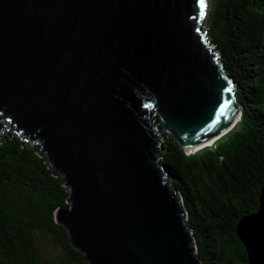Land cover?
Returning <instances> with one entry per match:
<instances>
[{
	"label": "water",
	"instance_id": "water-1",
	"mask_svg": "<svg viewBox=\"0 0 264 264\" xmlns=\"http://www.w3.org/2000/svg\"><path fill=\"white\" fill-rule=\"evenodd\" d=\"M209 0H0V135L22 133L69 190L56 209L90 264H203L162 162L242 114L202 23ZM203 13V14H201ZM237 233L264 264V186Z\"/></svg>",
	"mask_w": 264,
	"mask_h": 264
},
{
	"label": "trees",
	"instance_id": "trees-1",
	"mask_svg": "<svg viewBox=\"0 0 264 264\" xmlns=\"http://www.w3.org/2000/svg\"><path fill=\"white\" fill-rule=\"evenodd\" d=\"M210 1L205 36L235 82L241 119L195 153L168 136L162 162L183 196L201 262L250 264L237 228L258 210L264 186V0ZM21 134L0 135V264H48L50 255L52 264H90L55 219L69 190ZM46 243L61 251L52 255Z\"/></svg>",
	"mask_w": 264,
	"mask_h": 264
},
{
	"label": "rangeland",
	"instance_id": "rangeland-1",
	"mask_svg": "<svg viewBox=\"0 0 264 264\" xmlns=\"http://www.w3.org/2000/svg\"><path fill=\"white\" fill-rule=\"evenodd\" d=\"M211 2V1H210ZM210 8V7H209ZM208 16V15H207ZM207 20V19H206ZM206 20L202 23V29L203 30H205V31H207V25H206ZM207 40L208 41H210L209 39H208V37H207ZM239 121L240 120H238L237 121V123H236V125L239 123ZM235 125V126H236ZM225 135V136H224ZM228 135V133L227 132H225V133H223L222 135H221V137L222 136H224V137H226ZM221 137H219L217 140H221ZM223 139V138H222ZM215 144V143H214ZM213 145V144H212ZM207 146H211V145H206V146H204L203 148H205V147H207ZM203 148H201V149H203ZM201 149H199V150H201ZM199 150H197V151H199ZM197 151H190V153H195V152H197ZM46 248L47 249H50V247H49V245H48V243H46ZM46 251H50L51 252V254L53 255V254H57L58 252H60L61 250L59 249V251H58V249H50V250H46ZM197 251H198V249H197ZM47 256V255H46ZM48 257V264H52L51 262H52V260H53V257L51 258V255H50V257L49 256H47ZM55 264V263H54Z\"/></svg>",
	"mask_w": 264,
	"mask_h": 264
},
{
	"label": "bare ground",
	"instance_id": "bare-ground-1",
	"mask_svg": "<svg viewBox=\"0 0 264 264\" xmlns=\"http://www.w3.org/2000/svg\"><path fill=\"white\" fill-rule=\"evenodd\" d=\"M209 7H210V0H209V5H208V11H209ZM202 31L205 33V30L202 29ZM206 39H207V37H206ZM207 41H208V40H207ZM209 43L211 44L210 41H209ZM211 45L214 47L213 44H211ZM226 72H227V71H226ZM227 73H228V72H227ZM231 78H232V77H231ZM237 101H238V100H237ZM238 103H239V101H238ZM240 105H241V103H240ZM241 110H242V105H241ZM240 119H241V115H239V116L237 117L235 124H233L232 127H230V128L228 129L227 133L235 127L237 121L240 120ZM217 139H218V138H215V139L211 140L208 144L202 145V146H200V147H198V148H196V149H194V150H192V151H193V152H194V151H197V150L203 148V147L206 146V145H212V144H214V143L217 141ZM187 153H190V151H188ZM170 180H171V182L173 183L171 177H170ZM173 184H174V183H173ZM174 186H175V185H174ZM175 187H176V186H175ZM239 222H240V221H239ZM238 224H239V223H238ZM238 236H239V235H238ZM240 239H241V238H240Z\"/></svg>",
	"mask_w": 264,
	"mask_h": 264
},
{
	"label": "snow or ice",
	"instance_id": "snow-or-ice-1",
	"mask_svg": "<svg viewBox=\"0 0 264 264\" xmlns=\"http://www.w3.org/2000/svg\"><path fill=\"white\" fill-rule=\"evenodd\" d=\"M200 5H201V8L204 7V0H200ZM201 14H203V13H201Z\"/></svg>",
	"mask_w": 264,
	"mask_h": 264
}]
</instances>
